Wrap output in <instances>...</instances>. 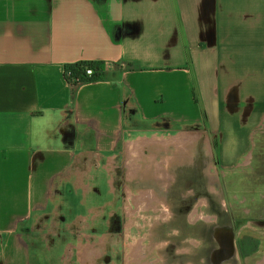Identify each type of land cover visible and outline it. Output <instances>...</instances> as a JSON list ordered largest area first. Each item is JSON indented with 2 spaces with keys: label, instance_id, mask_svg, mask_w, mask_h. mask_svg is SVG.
<instances>
[{
  "label": "crops",
  "instance_id": "1",
  "mask_svg": "<svg viewBox=\"0 0 264 264\" xmlns=\"http://www.w3.org/2000/svg\"><path fill=\"white\" fill-rule=\"evenodd\" d=\"M87 60L104 61L105 78L73 87L66 66ZM195 84L225 138L220 163L234 168L264 120V0H0V264H32V241L51 249L64 229L73 241L52 264H98L106 204L65 226L64 186L86 204L101 194L95 170H124L157 146L136 145L145 124L200 123Z\"/></svg>",
  "mask_w": 264,
  "mask_h": 264
},
{
  "label": "rangeland",
  "instance_id": "2",
  "mask_svg": "<svg viewBox=\"0 0 264 264\" xmlns=\"http://www.w3.org/2000/svg\"><path fill=\"white\" fill-rule=\"evenodd\" d=\"M210 75L211 78H214L219 75V72L216 70V72H213ZM198 91V85L195 84L194 96L198 105L193 107V111L190 112L189 115L193 119V117L199 115L195 110L200 111L201 108L202 110L199 115V117H201V120H199L201 121L200 123L197 122V120H188L190 123H178L177 125H180L178 128L174 130L172 129L173 131L168 132L165 127L167 126V123H172L167 122L166 119L155 121L153 123L150 122L145 125L147 128L151 127L152 131L144 130V133L149 134L144 138L149 139V142H153L157 146L178 145L180 146L179 148L181 151H184V157L182 158L185 160L182 161L184 164L181 165L184 166V168L180 169L181 171H178V175L186 177V180H189L188 178L192 179V209H197V212H194L192 216L193 222H196V225L194 226L202 227L206 225L205 221H209L210 218L215 220L217 217V223L213 221L208 222L210 231H212V225H219L224 228L236 230V244L238 252L240 251L241 253V259H239L240 262L242 261L243 256L238 246V242L243 237L240 236L238 231L241 227L249 225L245 230L242 229V231L243 234H249V238L245 242L254 245L252 246L253 248H247L246 245L244 253L245 255L250 254V256L247 257L250 264H254L255 259L257 258L259 261L258 264H260L261 261L264 260V120L260 127L256 128L251 136L250 150L242 161L240 160V164L230 169L223 168L220 163L218 151L219 141L222 143L224 139L225 142V138L220 137V134L218 135L217 132L214 133L211 131L213 125L218 127L216 120L213 122L212 120L209 122L204 121L206 120L204 118V116H206V110L204 106L199 103L200 101L197 97ZM222 105L223 102L219 99L216 107L221 113H223ZM207 123L209 128H207ZM219 130L223 132V135L225 134V131H227L224 126L219 127ZM176 150L177 149L173 150L175 154L177 153ZM186 150L187 152L185 153ZM141 158H143V156ZM149 158H153V156H150ZM126 160L123 162L120 160V162L125 164ZM159 160H156V165L158 168H161L162 160ZM173 162L175 161L173 160ZM118 164L119 162L117 160L113 163L114 167ZM137 166V161L134 164L129 162L130 177L134 175ZM112 167L110 166L108 169H104V171L95 170L93 172L95 175L94 183L100 189L101 194L95 192L88 194L87 198L89 202H86V204L81 202L83 196L82 192H75L71 184L64 186V192L60 198V204L62 213L65 217V220L63 221L65 226L72 222L77 215L85 213L90 206L99 207L106 204V215H108L107 213L110 209L108 202H111L116 198L110 192L107 175L108 172L110 176L114 175V170L112 169L110 171ZM159 170L161 171V169ZM105 171H107V173ZM169 175L170 178L174 177L172 171ZM185 185L188 187L187 181L182 184L184 189ZM130 195L134 199V196L132 194ZM157 201L160 200H155L153 203L149 200L146 201L144 203L145 209L150 205H155ZM132 202L133 200H130V206ZM134 202L136 203L135 199ZM161 203L162 201H160V204ZM116 204L119 205H114L112 210L113 208H120V203L117 202ZM161 207H164V205H161ZM155 208L157 210L159 207L155 206ZM206 217H208V219H206ZM96 227L97 233L102 234L107 230L106 221L104 219L98 220ZM195 234L196 232L194 230V235ZM71 241H73V238L65 229L62 231L61 236L56 238L54 244L52 243L53 247L51 249H48L47 244L44 241L42 242V240L40 241V239H38V241H32L31 263L45 264L43 259L49 261L46 262V264L57 262L64 247H66ZM211 241V247L212 243L215 244L213 247H216L215 240L212 239ZM237 247L236 256H238ZM115 256L118 257V254H115Z\"/></svg>",
  "mask_w": 264,
  "mask_h": 264
},
{
  "label": "flooded vegetation",
  "instance_id": "3",
  "mask_svg": "<svg viewBox=\"0 0 264 264\" xmlns=\"http://www.w3.org/2000/svg\"><path fill=\"white\" fill-rule=\"evenodd\" d=\"M183 153L179 147L150 145L142 151L143 158L132 177L126 173L128 167L124 170L121 165L114 167V177L108 182L116 198L108 202V215L105 211L95 220L104 219L107 226L103 244L106 251L98 264H239L236 230L212 225L210 231L208 222L217 223V217L205 221L202 227L194 226L192 216L197 209H192V179L178 175L184 168ZM159 159L161 168L156 165ZM171 171L173 178L169 175ZM186 181L188 187L185 185L184 189L182 184ZM130 200H133L131 206ZM148 200L162 203L157 201L145 209ZM117 202L120 208L112 210L114 205H119ZM155 206L159 208L156 210ZM212 239L216 247L213 243L211 247ZM246 240L248 237L243 239L244 244ZM238 246L242 250V240ZM262 261L260 264H264Z\"/></svg>",
  "mask_w": 264,
  "mask_h": 264
},
{
  "label": "trees",
  "instance_id": "4",
  "mask_svg": "<svg viewBox=\"0 0 264 264\" xmlns=\"http://www.w3.org/2000/svg\"><path fill=\"white\" fill-rule=\"evenodd\" d=\"M66 67L74 70L77 74V77L82 78L81 83L102 80L105 78V74H106V63L104 61L87 60L73 64H68ZM88 67L94 69V73L91 76L85 73V69ZM77 85H79V83L74 85V87Z\"/></svg>",
  "mask_w": 264,
  "mask_h": 264
},
{
  "label": "built area",
  "instance_id": "5",
  "mask_svg": "<svg viewBox=\"0 0 264 264\" xmlns=\"http://www.w3.org/2000/svg\"><path fill=\"white\" fill-rule=\"evenodd\" d=\"M65 73H66V79L73 87L74 85L78 83L80 84L82 82V78L77 77L76 72L72 70L71 68L66 67ZM85 73L91 76L94 73V69L91 67H88L85 69Z\"/></svg>",
  "mask_w": 264,
  "mask_h": 264
},
{
  "label": "bare ground",
  "instance_id": "6",
  "mask_svg": "<svg viewBox=\"0 0 264 264\" xmlns=\"http://www.w3.org/2000/svg\"><path fill=\"white\" fill-rule=\"evenodd\" d=\"M182 138H184V137H182ZM186 140H187V137H186ZM149 141H150L149 139H144V140L142 139L136 145H139V143L147 144Z\"/></svg>",
  "mask_w": 264,
  "mask_h": 264
}]
</instances>
